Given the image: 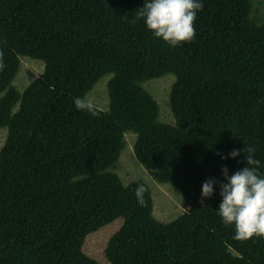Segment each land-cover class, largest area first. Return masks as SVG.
Returning a JSON list of instances; mask_svg holds the SVG:
<instances>
[{"label": "trees", "instance_id": "16d2710c", "mask_svg": "<svg viewBox=\"0 0 264 264\" xmlns=\"http://www.w3.org/2000/svg\"><path fill=\"white\" fill-rule=\"evenodd\" d=\"M144 2L0 0V264H100L83 242L116 219L108 264H264V238L235 239L218 214L222 169L242 170L243 148L264 176V0H201L195 38L175 48L132 23ZM102 78L105 105L77 110ZM128 135L151 179L181 195L177 217L156 220L151 188L115 172ZM208 179L218 183L202 205Z\"/></svg>", "mask_w": 264, "mask_h": 264}, {"label": "clouds", "instance_id": "9594fccd", "mask_svg": "<svg viewBox=\"0 0 264 264\" xmlns=\"http://www.w3.org/2000/svg\"><path fill=\"white\" fill-rule=\"evenodd\" d=\"M202 9L201 0H145L143 7L136 11V19H143L146 28L156 38L175 48L195 38V20ZM3 57L4 53L0 50V71L5 68ZM73 103L77 110L97 114L84 97L75 98ZM255 151L254 147L243 148V153L247 152L246 156L243 155L246 166L232 175L228 174L226 167L223 168L225 182L219 183L222 200L218 214L225 225H234V238L242 241L253 237L264 238V176L258 172L260 161L254 158ZM240 155L238 150L229 154L231 158ZM217 183L215 179L203 183L202 205L205 199L213 196L214 185ZM146 192L147 188L143 184L135 190L137 202L141 205L145 203Z\"/></svg>", "mask_w": 264, "mask_h": 264}, {"label": "rangeland", "instance_id": "374dc122", "mask_svg": "<svg viewBox=\"0 0 264 264\" xmlns=\"http://www.w3.org/2000/svg\"><path fill=\"white\" fill-rule=\"evenodd\" d=\"M258 1V0H254ZM27 65V64H26ZM41 64L38 62L34 63L30 70L27 67H23L18 75V82L20 84H25L32 78L36 77L38 74V69L40 71ZM28 66V65H27ZM171 79V78H170ZM105 80V82L103 81ZM103 81V82H102ZM102 82L92 88V90L87 94L86 99L93 105L98 107H103L107 101V85L106 79H101ZM157 83V89L159 93H154L155 97L159 99V102L165 97L163 94V89L167 88L171 84L169 79L166 80L165 84L162 82ZM148 84V82H147ZM168 99V94H167ZM105 102V103H104ZM104 103V104H103ZM103 104V105H102ZM166 104L163 106L160 104V109L162 116L164 118L168 117V110H166ZM6 137V132L4 129H0V145L3 143ZM127 146L121 152L118 159L117 165L119 163V169L116 168L115 172L119 174L122 182L128 183L133 180H140L145 182L152 191V196L154 200L153 215L154 217L161 221L166 222V220H171L173 217H177L181 210L183 209L182 197L177 194L173 187L169 184H158L147 174L144 168L134 159L132 153V146L134 144V136H126ZM160 207V208H159ZM165 210V211H164ZM160 211V212H159ZM160 215V216H159ZM157 216V217H156ZM121 221L116 219L111 223L101 227L97 231L88 234L83 242V253L90 256L100 264H108L105 258V247L109 238L114 232L119 228Z\"/></svg>", "mask_w": 264, "mask_h": 264}, {"label": "bare ground", "instance_id": "6f19581e", "mask_svg": "<svg viewBox=\"0 0 264 264\" xmlns=\"http://www.w3.org/2000/svg\"><path fill=\"white\" fill-rule=\"evenodd\" d=\"M51 2H52V1H51ZM54 2H55V1H54ZM55 3H56V2H55ZM52 4H53V3H52ZM16 6H17V5H16ZM56 6H57V4H56ZM24 9H25V7H24ZM26 9H27V8H26ZM59 9H60V8H59ZM59 9H58V7H57V11H58ZM18 10H19V9H18ZM27 10H28V9H27ZM27 10H26V11H27ZM57 11H56V12H57ZM59 13H60V12H59ZM24 14H25V10H24ZM26 14H27V12H26ZM26 14H25V15H26ZM131 15H132V14H131ZM10 16H11V15H10ZM13 16H14V15H13ZM62 18L65 19L66 17H64V15H63ZM134 19H136V18H134ZM13 20H14V18H13V19L11 18V20H10L9 22L12 21V22L15 23L16 21H13ZM137 20H138V19H137ZM143 21H144V20H143ZM14 23H12V24H14ZM22 23H23V22H22ZM33 24H35V23H33ZM38 24H39V23H38ZM38 24H35V26H37ZM40 24H41V23H40ZM17 25L19 26V24H17ZM40 26H41V25H40ZM43 26H44V24H43ZM145 27H146V25H145ZM38 28H39V25H38ZM40 29H41V27H40ZM41 30H42V29H41ZM44 30H45V29H44ZM0 31H2V30H0ZM47 31H48V30H47ZM47 31H45V32H47ZM25 33H26V32H25ZM46 35H47V34H46ZM152 36H153V35H152ZM22 37H23V36H22ZM153 37L155 38V36H153ZM20 39H21V38H19V40H20ZM24 39H25V37H24ZM155 39H156V38H155ZM0 40H1V39H0ZM2 40H3V39H2ZM8 40H10V39H8ZM159 40H160V39H159ZM2 42H3V41H2ZM16 42H17V41H16ZM21 42H23V44L26 43V42H24V41H21ZM21 42H20V43H21ZM34 42H35V41H34ZM160 42H161V41H160ZM28 43H30V42H28ZM28 43H27V44H28ZM35 43H36V42H35ZM21 44H22V43H21ZM30 44H31V43H30ZM33 44H34V43H33ZM0 46H1V44H0ZM29 46H30V45H28V47H29ZM32 47H33V46H32ZM33 48H34V47H33ZM33 48H31V49H32V52H33ZM13 50H14V49H13ZM25 50H26V49H25ZM25 50H23V51L27 54V53L29 52L30 49H28L27 52H26ZM20 51H21V50H19L18 53H19ZM13 52H15V51H13ZM21 52H22V51H21ZM15 53H16V52H15ZM15 53H14V54H15ZM29 53H30V52H29ZM29 53H28V54H29ZM31 55H32V53H31ZM37 73H38V72H37ZM5 91H6V90H5ZM85 117H86V116H85ZM88 117H89V116H88ZM89 118H90V117H89ZM90 119H92V118H90ZM81 121H82V123H83V120H82V119H81ZM87 121H88V120H87ZM91 121H93V119L90 120L89 123H90ZM85 123H86V122H85ZM85 123H84V124H85ZM238 138H239V137H238ZM208 157H209V156H208ZM205 160H206V159H205ZM209 160H210V159H209ZM200 162H201V161H200ZM196 163H197V162H196ZM200 171H202V169H200ZM202 183H204V182H202ZM69 186H70V185H69ZM71 186H72V185H71ZM74 187H75V186H74ZM78 188H80V187H78ZM84 189H85V188L83 187L82 190H84ZM80 190H81V189H80ZM82 193H83V191H82ZM79 194H80V193H79ZM82 203H83V202H82ZM83 204H85V203H83ZM85 206H86V205H85ZM84 208H85V207H84ZM92 208H93V207H92ZM94 208H95V207H94ZM159 208H160V207H159ZM69 210H70V209H69ZM89 210H90V209H89ZM72 211H73V210H72ZM72 211H71V212H72ZM75 211H76V209H75ZM164 211H165V210H164ZM159 212H160V211H159ZM72 213H73V212H72ZM90 213H91V212H90ZM91 215H93V214H91ZM94 216H95V215H94ZM159 216H160V215H159ZM156 217H157V216H156ZM94 220H95V219H94ZM156 220H157V219H156ZM160 220H161V218H160ZM160 220H159V221H160ZM95 221H96V220H95ZM153 221H154V220H153ZM103 223H104V222H103ZM156 223H157V222H156ZM102 225H103V224H102ZM104 225H105V224H104ZM159 225H161V224L159 223ZM157 226H158V225H157ZM161 226H162V225H161Z\"/></svg>", "mask_w": 264, "mask_h": 264}]
</instances>
